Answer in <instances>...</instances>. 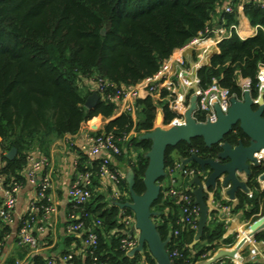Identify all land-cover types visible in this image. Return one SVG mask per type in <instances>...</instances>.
I'll return each instance as SVG.
<instances>
[{
  "label": "trees",
  "instance_id": "obj_1",
  "mask_svg": "<svg viewBox=\"0 0 264 264\" xmlns=\"http://www.w3.org/2000/svg\"><path fill=\"white\" fill-rule=\"evenodd\" d=\"M227 1L0 0V147L4 162L0 173L5 185L22 178L29 155L48 156L49 146L55 139L76 134L83 123L96 116L112 117L116 104L102 100L98 83L107 84L106 91L115 92L152 77L176 49L212 26L213 18ZM244 13L252 25L258 26L256 34L241 39L233 32L230 38L221 41L219 52L197 70L200 87H207L217 78L231 95L240 98L234 74L239 70L243 77L250 78L252 94L257 95L255 76L258 64L264 62V9L251 2L244 6ZM225 19L228 24L236 22L234 13L226 15ZM93 90L99 100L94 108L87 109L85 101ZM157 104L162 108L163 127H169L179 114L168 103L153 99L150 94L135 100L136 119L126 113L104 125L106 133H136L131 137L136 160H126L124 151L113 157L119 162L126 160L134 171L137 194L145 189L142 177L147 161L143 153L151 145L150 140H140L139 135L153 129ZM239 139L247 143L238 126L225 137L233 144ZM11 148L17 153L10 161L6 152ZM217 148H206L200 138L189 144L181 142L168 147L165 170L174 166L180 157H187L191 150L196 149L199 155L208 157ZM88 161L81 155L77 167L79 172H92L88 186L91 196L75 209L79 218L70 222H82L84 229L96 233L97 241L90 246L84 244L82 258L65 253L64 256L71 255L66 264H89L93 258L99 263L139 264L140 253L128 256L121 248L124 231L119 208L107 207L103 196L94 193L93 187L100 177L98 161L92 164ZM263 169V166L255 169L248 180V187L254 189L251 196L237 194V209L243 210L247 220L260 212L264 189L259 191L256 176ZM122 185L125 195L121 200L125 201L129 194L125 179ZM218 197L216 192L215 198ZM152 209L160 213L155 221L162 238L166 239L171 233L166 247L168 253L175 249L179 252L174 264H196L210 257L221 243L234 242L232 237L223 239L224 223L211 217L199 240L192 245L196 229L177 227L176 221L181 217L180 202L165 196L164 192ZM176 228H179L177 236L173 235ZM8 231L7 226L0 229L1 242ZM111 231L116 233L110 234ZM82 239H86L84 232ZM254 240L264 241V230L255 235ZM143 254L149 264H156L148 251ZM49 260L41 259L37 264H48Z\"/></svg>",
  "mask_w": 264,
  "mask_h": 264
},
{
  "label": "built area",
  "instance_id": "obj_2",
  "mask_svg": "<svg viewBox=\"0 0 264 264\" xmlns=\"http://www.w3.org/2000/svg\"><path fill=\"white\" fill-rule=\"evenodd\" d=\"M236 1L240 8H243L245 2H253L259 4V6L264 7V0H228L223 5V16L221 18V24L216 28L206 27L203 32H200L197 37L193 38L189 43L183 47H193L197 49L202 44L214 43L219 44L224 39L231 37L232 33L237 31L235 24H230L226 26V15L234 13L233 2ZM236 33V32H235ZM238 35V34H237ZM241 39H243L240 36ZM200 59L202 56L197 55ZM185 60L181 53L170 55L159 67L158 71L149 78H146L134 86L121 87L115 92H108L107 84L102 83L97 84V90L102 100L112 101L117 103L118 106L115 108L114 112L118 113V116L122 114H133L135 113V100L145 97L147 94L153 99L164 101L168 103L172 110H175L179 117L173 120L174 123H182L184 121L183 112L189 106V99L191 95H196V107L192 113V117L198 122L215 121L216 112L214 110V103H218L219 107L223 112L229 107V99L231 95L227 88L220 85L219 79L213 78L211 83L202 88L199 86V79L197 75L193 78L186 76L185 70ZM196 70L200 67L199 64L195 66ZM236 85L240 88L241 96L244 91H249L254 102H257L259 93L261 89H264V62L258 64L256 72V86L257 95L252 94L253 88L251 85V80L248 77H243L239 70L234 72ZM180 87L184 88V92H181ZM161 93L164 96L161 97ZM187 98V100H185ZM118 101V102H117ZM264 101V94H263ZM134 133L130 132L128 134H116L111 132L97 131L90 137L92 142V147L88 151L87 157L99 156L102 152L105 156L100 158L98 161V172L100 177L109 178L115 186L112 203L114 201L122 202L121 197L125 195V190L122 185L125 176L123 172L119 170L117 166H114L111 162V157L120 155L122 151L127 154V151L131 150L133 145L131 137ZM135 137V136H134ZM197 154V150H191L190 154ZM3 151L0 147V170L2 169L4 162L1 158ZM188 155V156H189ZM261 158L264 159V151L261 152ZM202 156V155H200ZM28 166L25 169V175L27 180L34 186L33 197L30 201V209L27 215L21 217L20 225L18 229V241L20 244L28 246L30 248H36L38 241L32 233L33 225L36 223L35 212L38 210H43L44 215H49L55 211V207L49 197V190L51 188V175L45 174L41 177L39 176L41 170L49 166L48 156H34L29 155L27 158ZM180 161L166 170V175L170 177L171 185L167 189H162L165 196L179 200L180 202V214L181 217L176 221L177 227H187L197 229V222L199 217V208L194 202L193 190L189 188H184L177 186V180L175 174L181 175L184 179H192L195 176H201L202 173L198 167L192 165H186L182 169L180 168ZM77 167V166H75ZM92 172H79L75 176L73 182L68 189V196L73 202L75 208L79 205L85 204L91 196L89 190V185L91 183ZM20 185L16 182L6 184L4 183V177L0 173V191L3 195V209L1 215H8L10 211L13 210L16 197L19 191ZM251 196V193L249 194ZM127 208L120 209V223L123 226L124 236L121 238V248L128 253L137 246L138 231L133 230L132 226L135 223L134 213ZM215 210H221L225 215L230 214V207L228 205L217 204ZM226 216L222 218L217 217L218 221H226ZM79 216L77 217V219ZM99 225L100 222L97 221ZM42 229V227H39ZM68 232L71 233H85L86 239L84 240L85 245H94L97 241L96 233L92 232L89 228L84 229L82 222H71L67 226ZM171 234V233H170ZM179 234V228L173 230V235L177 236ZM252 240H248L251 243ZM3 244L0 241V254L2 251ZM92 255V253H90ZM171 260L174 264V259L179 256V252L175 249L171 254L169 253ZM255 256V255H253ZM71 259V255L65 256L63 261L68 263ZM229 259L232 264H243L247 263L248 259L237 254L236 257H222L216 260L213 264H225V260ZM48 264H59L56 260L51 259ZM89 264H107L99 263L93 258V262ZM141 264H149L146 259ZM197 264V263H196ZM264 264V258L263 263Z\"/></svg>",
  "mask_w": 264,
  "mask_h": 264
},
{
  "label": "water",
  "instance_id": "obj_3",
  "mask_svg": "<svg viewBox=\"0 0 264 264\" xmlns=\"http://www.w3.org/2000/svg\"><path fill=\"white\" fill-rule=\"evenodd\" d=\"M102 32L104 33V30ZM263 94L264 89H261L257 102L253 101L249 91H244L240 98L231 96L230 105L225 112L218 103H214L215 121L198 122L192 117L197 99L194 94L190 96L189 106L183 112L182 123L163 127V114H156L153 129L139 135L140 140L151 142L149 150L143 153L147 161L142 177L145 189L140 194L135 192V174L128 166L125 180L129 198L125 202H113L120 209L127 208L134 213L135 223L132 231H138V243L128 256L146 250L156 264H173L166 248L171 234L169 233L166 239L162 238L159 224L155 221L160 213L152 209L162 190L159 182L166 176L165 155L168 147H175L181 142L189 144L196 138L202 139L206 148L218 147L217 151L208 157L193 153L179 158L181 169L186 165H194L202 173L201 176H195L190 180V184L194 185L192 191L194 202L199 208L197 229L192 245L201 237L209 219L210 209L207 204L209 192L224 190L229 200H234L239 192L250 194L248 180L253 177L255 169L264 167V159L260 155L264 151ZM98 100L99 95L93 92L85 101L86 108H94ZM236 126L245 136L246 144L241 139L236 144L225 140ZM16 153L17 150L11 148L6 153V158L11 161L16 157ZM256 182L264 184V169L256 176ZM247 228L249 229L247 236L241 237L231 249H218L210 258L198 264H213L222 257H236L248 240L254 239L255 235L264 230V215L252 221Z\"/></svg>",
  "mask_w": 264,
  "mask_h": 264
},
{
  "label": "crops",
  "instance_id": "obj_4",
  "mask_svg": "<svg viewBox=\"0 0 264 264\" xmlns=\"http://www.w3.org/2000/svg\"><path fill=\"white\" fill-rule=\"evenodd\" d=\"M248 3L251 2H245L243 4V8H240L239 4L236 1L233 2L236 22H233L231 24L236 25L237 31L235 32L239 37L241 36L243 39L254 36L258 28L257 25H252L250 23L248 17L244 13V6ZM257 5L259 6V4ZM259 7L261 9H264V7ZM222 9L223 6H221V8L219 9V14L213 18L211 28H216L221 24V18L223 16ZM225 24L226 26L230 25L227 23V21ZM202 45H207V48L203 50L201 49L202 52H197V50L193 47H181L176 49L172 53V55L178 53H181L183 55L185 64L188 65L191 69V78H193L194 75H197L198 69L196 70L195 67L197 63L194 65V57H197V54L202 56L198 62L199 66H202L208 64L211 56L219 52L217 44L209 42ZM179 90L181 92H184L183 87H180ZM93 92L95 91L93 90ZM93 92H91V94ZM115 104L117 107L118 104ZM131 115L134 117V114ZM116 117H119L116 111L109 119L103 118L100 115L96 116L91 120L83 123L80 130L76 134L64 135L60 138L55 139L50 144L48 149V158L50 164L48 167L41 170L39 176L41 177L45 174L51 175V188L49 190V197L55 207V211L49 215H44L42 209L35 212L36 223L33 225L32 233L38 241V245L36 248H30L28 246L20 244L17 236L20 219L21 217L27 215V213L29 212L30 201L33 197L34 186L27 180L25 171L22 173V178L20 180H16V183L20 185L16 197V203L13 210L10 211L6 216L1 215V211L3 209V195L0 191V229H4L6 226L9 228V231L4 233L2 239L3 247L0 254V264H37L41 259H54L59 264H65V262L63 261L65 253H73L75 256L81 258L84 256L85 250L83 247L84 240L82 239V233H71L67 230V226L69 225V223H71L70 221H72L73 219H77V217L79 216L78 212L75 211L76 208L74 207L72 200L68 196V189L78 173V167L75 166L78 165L77 163L81 155L88 158V163L91 164L99 161L100 158L105 156V153L102 152L99 156L87 157L88 151H90L92 147L90 137L97 131H103L104 125L109 120ZM131 132L134 133V135L132 134L133 137L136 136V133L134 131ZM37 155L38 154L34 153V156ZM136 157L137 154L132 148L131 150L127 151L125 158L126 160H136ZM126 160H124V162H119L115 160L114 157H111L112 164L114 166H117L119 170L123 172V174H125L124 167L128 165ZM175 178L177 180V186L184 188L190 187L192 190L194 189V185L190 184V180L189 182H187V179H184L177 173L175 174ZM159 183L162 189H167L171 185L170 177L166 175ZM259 186H261L262 190L264 184L260 183ZM114 189V183L107 177H99L96 185H94L93 187V191L95 194L103 196V200L107 203V207L114 205L111 199L113 197ZM253 191L254 189H250L251 195ZM218 193V199L215 198V193H208L207 204L210 209L209 218H217L218 216L224 218L226 216L225 213L221 210H215V206L217 204H222L221 201L227 202V204H222L228 205L230 207V214L226 216L227 220L222 221L225 225V234L223 236V239L232 237L234 242L231 245L221 243L217 250L221 248L231 249L238 242V240L241 239V237L247 236L248 233L245 232L242 235V232L244 231V229H246L250 222L255 220L254 218L260 215L261 210H264V208L261 204L260 212L256 215H252L251 218L247 220L243 215V210L237 209V195L234 200H229L228 196L225 195L224 190L219 191ZM128 198L129 194L127 196V200ZM39 227H42V229H40ZM115 233L116 231L110 232V234ZM69 238H71V240ZM217 250L212 255H214ZM140 254L141 261L139 262V264H141L146 259L145 254ZM239 254L248 259V262L243 264H262L264 258V241H256L253 239L251 243L246 244L240 250ZM199 262H197V264ZM225 264L232 263L229 259H226Z\"/></svg>",
  "mask_w": 264,
  "mask_h": 264
},
{
  "label": "rangeland",
  "instance_id": "obj_5",
  "mask_svg": "<svg viewBox=\"0 0 264 264\" xmlns=\"http://www.w3.org/2000/svg\"><path fill=\"white\" fill-rule=\"evenodd\" d=\"M205 48H207V45H200L196 50H197V52H199V51H201V49L203 50V49H205ZM202 52V51H201ZM198 55V54H197ZM199 58L198 57H194V61H195V63H194V65L196 64V63H198L199 62ZM185 72H186V76L187 77H189V78H191V69H190V67L188 66V65H186L185 64ZM185 100H187V98L185 99ZM164 101H162V103H163ZM157 113H162V108H161V105H159V104H157V109H156V114ZM134 114V118L136 119V112L135 113H133ZM135 152V151H134ZM129 165H127V166H125L124 167V173L126 172V167H128ZM124 176H125V174H124ZM189 180L190 179H187V182H189ZM263 189H264V187H262ZM259 191H261V186H259ZM264 196L263 197H261V199H260V206H261V204H262V207L264 208ZM264 215V210H261V213H260V215L258 216V217H256V219L257 218H259V217H261V216H263ZM254 221V220H253ZM251 223V222H250ZM249 223V224H250ZM248 224V225H249ZM259 226H260V224H259ZM249 233V229L246 227V229H244V231L242 232V235L244 234V233Z\"/></svg>",
  "mask_w": 264,
  "mask_h": 264
}]
</instances>
